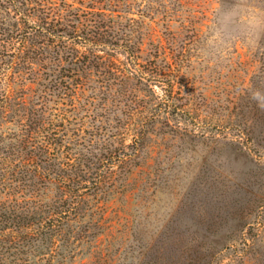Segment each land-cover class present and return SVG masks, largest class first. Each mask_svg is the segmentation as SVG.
I'll use <instances>...</instances> for the list:
<instances>
[{"label":"rangeland","instance_id":"rangeland-1","mask_svg":"<svg viewBox=\"0 0 264 264\" xmlns=\"http://www.w3.org/2000/svg\"><path fill=\"white\" fill-rule=\"evenodd\" d=\"M62 1L81 10L104 8L125 27L124 45L108 49L124 74L111 81L110 111L92 106L84 119L114 135L86 138L96 143L90 150L118 157L105 168L94 166L111 183L91 192L92 203L103 208L93 206V219L104 217L105 228L93 223L81 232L87 238L64 244L41 240L24 259L193 264L177 252L193 238L213 248L212 264H264V0H53ZM13 16L0 0V27L5 20L7 28L0 34V100L4 90L17 88L4 63L10 58L3 57L14 42ZM11 116L4 119L0 107V147L18 132ZM77 128L65 127L61 146L54 147L77 152V140L89 137L75 134ZM139 138L143 142L135 143ZM7 181L20 185L10 176ZM30 182L26 195H0V201L28 205V214L45 211L56 187L39 183L32 192ZM74 225L67 230L79 234L82 221Z\"/></svg>","mask_w":264,"mask_h":264},{"label":"trees","instance_id":"trees-1","mask_svg":"<svg viewBox=\"0 0 264 264\" xmlns=\"http://www.w3.org/2000/svg\"><path fill=\"white\" fill-rule=\"evenodd\" d=\"M5 1L15 16L12 49L3 57L10 58L4 63L11 69V82L17 88L10 94L6 90L1 93L0 107L4 119L12 112L18 132L13 135V142L0 147V165L5 169L0 174V195H26L28 180L32 192L39 190V183L57 189V197L45 203V211L39 213H26L28 205L0 201V264H16L18 260L29 264L23 256L37 250L41 240L52 246L56 240L64 244L72 238H87L81 232L88 233V225L92 227L93 223L99 229L105 228L104 217L100 216V222L93 219L97 214L93 206L99 212L103 208L92 203L95 198H91V192L106 191L111 183L94 166L105 168L118 155L109 150L103 154L90 150L97 148L96 143L85 142L86 138L107 141L114 135L107 125H95L91 119L87 125L84 119L92 116L87 114L92 106L104 113L110 111L107 102L115 97L111 81H121L124 74L109 57V50L124 45L125 27L104 8L96 10L90 6V11L81 10L73 3L53 0ZM5 22L1 21L0 34L7 30L3 27ZM72 124L78 126L75 134L89 137L83 135V140L76 142L80 149L67 155L66 150L54 146H61V138L67 135L64 129ZM142 139L135 143L143 142ZM6 174L8 179L10 176L20 183L16 189ZM74 221V226L82 221L79 234L75 229L67 230ZM192 239L179 247L178 254L188 256L193 264H212L213 248ZM105 256L102 254L103 259Z\"/></svg>","mask_w":264,"mask_h":264}]
</instances>
